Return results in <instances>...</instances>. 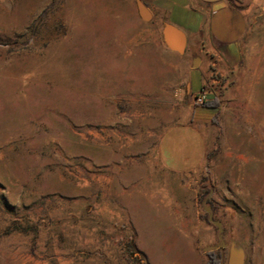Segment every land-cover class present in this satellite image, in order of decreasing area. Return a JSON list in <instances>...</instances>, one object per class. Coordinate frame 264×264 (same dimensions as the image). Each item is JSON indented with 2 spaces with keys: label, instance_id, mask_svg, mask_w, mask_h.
Here are the masks:
<instances>
[{
  "label": "rangeland",
  "instance_id": "rangeland-1",
  "mask_svg": "<svg viewBox=\"0 0 264 264\" xmlns=\"http://www.w3.org/2000/svg\"><path fill=\"white\" fill-rule=\"evenodd\" d=\"M160 26L136 0H0V264H206L212 208L221 264L233 241L264 264V13L189 173L159 155L163 131L199 105ZM16 226L27 231L6 233Z\"/></svg>",
  "mask_w": 264,
  "mask_h": 264
},
{
  "label": "crops",
  "instance_id": "crops-1",
  "mask_svg": "<svg viewBox=\"0 0 264 264\" xmlns=\"http://www.w3.org/2000/svg\"><path fill=\"white\" fill-rule=\"evenodd\" d=\"M155 5L152 17L161 24L162 43L170 56L171 67L177 70L178 79L185 83L186 98H193L204 86H210L208 98L211 100L218 91L228 89L229 82L237 83L245 71L242 67L244 39L254 12L264 13V0H156ZM166 22L185 33L186 43L181 50L179 39H173L171 46L166 43L163 32ZM188 106L193 107L190 102ZM218 108L196 105L185 117L163 131L158 149L167 170L177 174L189 173L205 163L209 147L207 126ZM169 145L172 153H168ZM179 145L190 148L188 153L178 155ZM193 153L197 154L199 163H180L181 160H190ZM113 172L126 174L131 171L118 164ZM135 188L141 191V186ZM142 218L139 213L133 221L139 233L143 230ZM151 228L156 229V226Z\"/></svg>",
  "mask_w": 264,
  "mask_h": 264
},
{
  "label": "water",
  "instance_id": "water-1",
  "mask_svg": "<svg viewBox=\"0 0 264 264\" xmlns=\"http://www.w3.org/2000/svg\"><path fill=\"white\" fill-rule=\"evenodd\" d=\"M208 1H213V0H208ZM136 2L141 17L145 21L149 20L153 16L151 9L143 0H136ZM163 32H164L165 41L169 46H171L172 44L171 41L176 38L179 39L180 41V50L184 48L186 43V35L182 30L174 26L172 23L166 22L164 25ZM208 210H210L209 207ZM209 220L218 227V243H216L215 245H209L205 247L204 250L210 251L218 248L222 249L224 247H227L229 243L225 240V236H224L225 229L223 227V222L221 220L215 219L213 217L212 212L209 213ZM245 261H246V252L244 247L236 241L231 242L229 249L228 264H245Z\"/></svg>",
  "mask_w": 264,
  "mask_h": 264
},
{
  "label": "trees",
  "instance_id": "trees-1",
  "mask_svg": "<svg viewBox=\"0 0 264 264\" xmlns=\"http://www.w3.org/2000/svg\"><path fill=\"white\" fill-rule=\"evenodd\" d=\"M221 91H218V95H216L213 99L208 100L203 103L204 106L208 107H218L221 104L220 94ZM10 229L6 230V233H10L12 230H18V231H27V229H23L22 227L16 226L15 228L9 227ZM133 245V246H132ZM130 247H136L135 244L132 242L129 245ZM141 253H143L141 251ZM133 254V251L131 252ZM209 254V260L206 264H221L222 262V251L221 250H211L208 252Z\"/></svg>",
  "mask_w": 264,
  "mask_h": 264
},
{
  "label": "built area",
  "instance_id": "built-area-1",
  "mask_svg": "<svg viewBox=\"0 0 264 264\" xmlns=\"http://www.w3.org/2000/svg\"><path fill=\"white\" fill-rule=\"evenodd\" d=\"M210 91V86H204L198 93L194 95V101L199 104L203 105L204 102L208 101V93Z\"/></svg>",
  "mask_w": 264,
  "mask_h": 264
},
{
  "label": "flooded vegetation",
  "instance_id": "flooded-vegetation-1",
  "mask_svg": "<svg viewBox=\"0 0 264 264\" xmlns=\"http://www.w3.org/2000/svg\"><path fill=\"white\" fill-rule=\"evenodd\" d=\"M148 7L151 9V11H153V13L155 12V10L150 5H148ZM212 213H213V217L215 218V212H214V209L213 208H212Z\"/></svg>",
  "mask_w": 264,
  "mask_h": 264
}]
</instances>
